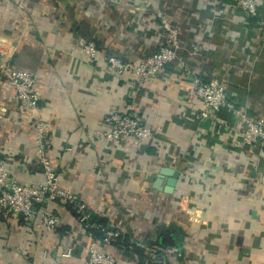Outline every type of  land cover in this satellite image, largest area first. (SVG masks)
<instances>
[{
	"label": "crops",
	"instance_id": "obj_1",
	"mask_svg": "<svg viewBox=\"0 0 264 264\" xmlns=\"http://www.w3.org/2000/svg\"><path fill=\"white\" fill-rule=\"evenodd\" d=\"M156 1L144 11L133 4L110 9V0H0V52L36 74L47 154L60 185L84 199L108 228L146 251L159 250L163 264H264V160L244 159L229 144L232 138L222 140L217 131L196 134L200 121L185 108L197 99L180 61L166 79L146 85L86 61L80 41H94L103 56L141 58L156 51L164 35L153 18ZM172 1L182 38L193 44L180 57L201 76L226 82L231 97L264 115V32L237 8L232 18L225 4L236 0ZM107 9L108 15L99 12ZM95 18L115 23L103 31ZM16 104L14 90L0 78V160L21 181L37 182L44 178L37 116ZM126 105L158 133L146 149L95 137L104 117ZM166 166L181 172L172 194L154 188ZM51 207L62 216L58 231L37 230L17 214L0 217V264H89L82 224L61 202ZM67 246L73 247L68 259L62 255ZM123 249L109 247L118 264H138Z\"/></svg>",
	"mask_w": 264,
	"mask_h": 264
},
{
	"label": "built area",
	"instance_id": "obj_2",
	"mask_svg": "<svg viewBox=\"0 0 264 264\" xmlns=\"http://www.w3.org/2000/svg\"><path fill=\"white\" fill-rule=\"evenodd\" d=\"M110 2V9L112 6L128 8L133 4L136 9L141 8L146 11L152 3L155 4L157 1L110 0ZM261 2L262 0H236L234 6L227 3L225 5L230 7L232 18L238 16L235 14L237 8L241 16L248 20V18H257L260 15ZM215 3L222 4L221 0H212V4ZM173 6L170 0L162 6L157 4L153 18L164 35L158 50L152 54L141 58H122L112 54L103 56L99 54L98 46L94 41H80L86 61L103 62L116 77L135 76L142 85L154 79H166L169 75V67L176 61H180L184 70L182 77H190L191 92L197 99L196 104H189L185 108L189 109L195 119L200 121L196 134H215L217 131L223 136L222 140L225 136L232 138L229 144L234 149H239L240 156L244 159L246 155L247 160L255 158L262 162L264 160V115L262 113L255 115L241 103L233 101L226 82L219 78L201 76L180 57V52L188 50L191 44L182 38L177 15L178 9L174 10ZM108 11L107 9L99 12L108 15ZM95 20L99 22V24L96 23L103 31L110 27V24L115 23L107 19L97 20L95 18ZM258 24L259 31L264 32V20L261 19ZM199 51L200 47L195 44L193 54L196 55ZM0 78L14 90L17 108L23 112L34 111L36 113L33 129L38 139L37 159L44 171L43 179L37 182H23L4 161L0 160V217L6 218L17 214L27 225H32L37 230L57 231L62 226L63 220L62 216L51 207V203L61 202L75 213L77 221L82 224L89 236L87 247L89 264H118V256L113 254L109 247L121 233L104 226L99 220H93V214L87 202L60 185V175L52 166L47 154L45 142L47 129L44 114L40 108L42 93L37 87L36 74L16 67L6 54L0 52ZM126 106L124 110H113L107 114L103 119L102 128L97 130L95 137L110 142L126 139L133 145L146 149V146H150L157 140L158 133L152 126L144 124L136 113H133L131 105ZM98 230L103 233L101 237L96 236L95 231ZM147 252L151 253V257L155 253L153 249H148ZM62 255L67 259L72 258L73 247L67 246Z\"/></svg>",
	"mask_w": 264,
	"mask_h": 264
},
{
	"label": "trees",
	"instance_id": "obj_3",
	"mask_svg": "<svg viewBox=\"0 0 264 264\" xmlns=\"http://www.w3.org/2000/svg\"><path fill=\"white\" fill-rule=\"evenodd\" d=\"M167 2V0H160L159 5H165ZM221 2H225V0H221ZM171 6H173V1L170 0ZM174 10H177L178 7L173 6ZM262 18H259V16L257 18H248V22L251 24V26H253L254 28L258 29L259 28V21ZM178 21L180 22L181 20ZM158 50V49H157ZM233 101H237V99H235L234 97L231 98ZM70 211V213L74 214V212H72L70 210V208L68 209ZM93 214V212H92ZM76 216V215H75ZM93 220H99L104 226H107V221L101 217H99L97 214H93L92 217ZM58 231V230H57ZM96 236L97 237H101L103 235V233H101L100 230L95 231ZM112 245H117L119 248H124L123 250L126 252V255H129L132 259H135L136 262L138 264H163V258H162V253L159 252V250L155 251L154 255H152L151 257V253L146 251V247H144L143 245L140 244H135V243H130L129 238L127 237V234H121L119 237L116 238L115 242H113ZM150 248L152 249V247L150 246ZM154 251V250H153ZM155 257V258H153Z\"/></svg>",
	"mask_w": 264,
	"mask_h": 264
},
{
	"label": "water",
	"instance_id": "obj_4",
	"mask_svg": "<svg viewBox=\"0 0 264 264\" xmlns=\"http://www.w3.org/2000/svg\"><path fill=\"white\" fill-rule=\"evenodd\" d=\"M180 122H181V119H180ZM180 173L181 172L179 169L169 167V166L162 167L161 171L156 177L154 188L163 190L169 194L174 193L178 178L180 177ZM164 181H165V184H162ZM177 247H179L178 244H177Z\"/></svg>",
	"mask_w": 264,
	"mask_h": 264
},
{
	"label": "rangeland",
	"instance_id": "obj_5",
	"mask_svg": "<svg viewBox=\"0 0 264 264\" xmlns=\"http://www.w3.org/2000/svg\"><path fill=\"white\" fill-rule=\"evenodd\" d=\"M263 81H264V79H263ZM263 85H264V83H263ZM263 85H262V88L264 89Z\"/></svg>",
	"mask_w": 264,
	"mask_h": 264
}]
</instances>
